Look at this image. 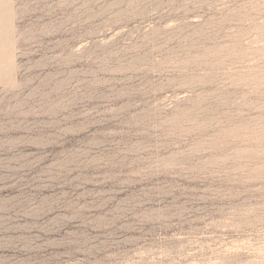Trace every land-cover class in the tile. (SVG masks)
I'll return each instance as SVG.
<instances>
[{
  "label": "rangeland",
  "instance_id": "rangeland-1",
  "mask_svg": "<svg viewBox=\"0 0 264 264\" xmlns=\"http://www.w3.org/2000/svg\"><path fill=\"white\" fill-rule=\"evenodd\" d=\"M0 264H264V0H0Z\"/></svg>",
  "mask_w": 264,
  "mask_h": 264
}]
</instances>
